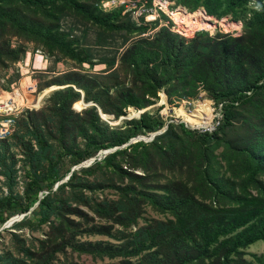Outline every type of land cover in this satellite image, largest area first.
<instances>
[{"label":"trees","instance_id":"trees-1","mask_svg":"<svg viewBox=\"0 0 264 264\" xmlns=\"http://www.w3.org/2000/svg\"><path fill=\"white\" fill-rule=\"evenodd\" d=\"M107 1L0 0V91L38 52L49 63L38 91L64 86L0 141V227L26 214L0 231V264H264L246 253L264 245V0H165L241 24L191 38L146 22L152 0L112 12ZM57 64L67 70L54 75ZM160 93L168 104L203 93L218 125L167 122L147 109ZM80 101L92 105L77 112ZM126 109L144 112L122 120Z\"/></svg>","mask_w":264,"mask_h":264},{"label":"rangeland","instance_id":"rangeland-1","mask_svg":"<svg viewBox=\"0 0 264 264\" xmlns=\"http://www.w3.org/2000/svg\"><path fill=\"white\" fill-rule=\"evenodd\" d=\"M140 0H109L102 5V8L105 11H116L117 9H119L121 6H124V10L129 11L131 8H133L132 6H134L135 2H138ZM173 6V2H168L165 0H152V6H151V10H148L147 12L149 14L146 15L145 17V21L146 22H151L154 21L155 19H158L159 23L165 27H169L171 28V31H173L174 33H178V35L183 36L185 38H191L193 37L194 33L198 32V31H208L210 33V35H214L216 32H220V33H228V34H232L234 36L239 35L240 31H241V24L240 23H235L232 22V20L230 19V17H225L222 18L221 20H217L213 17H210L209 19H206L208 17H206L205 12L203 11V9H199L200 12H202L201 14H198V23L204 24L206 23V20L208 21V24L210 25V28H194L189 26L188 24H179L177 23L174 18H173V12L175 10H172L171 7ZM144 5L139 8L137 10L136 13L133 14L134 18L137 20V18L140 16L141 13L144 12ZM181 8L182 10L186 11L185 8L183 7H178ZM187 12V11H186ZM188 13V12H187ZM195 13V12H194ZM191 14V13H189ZM162 15L165 17L163 18ZM169 23L171 25H169ZM236 24L239 25V27H233ZM31 51V48H30ZM35 54V53H34ZM37 55V54H36ZM36 55H30L29 53L25 56V59L23 62L18 63L16 65V68L19 70L20 74H21V78L18 81L17 85L12 86L11 88L13 89H18L21 88V80L23 77H28L29 82L31 83V85H33L34 83V79H36L35 76V72H44L46 70V68H48L49 63L44 60L45 63V67L42 69H35L33 67V63H34V58ZM40 55V54H38ZM29 59L30 57V62L28 61V64L26 65V67L24 66L25 64V60ZM41 57V55H40ZM104 65H96L93 69V71H101L104 69ZM83 68L87 69L88 66L85 65L83 66ZM25 69L26 70V74H22V70ZM65 70H67V68H65L62 64H57L56 68L54 69V71H56L54 73V75H58L63 73ZM9 73H11V70L9 71ZM51 75H53L52 73L48 74L46 79H50ZM53 77V76H52ZM41 80H44L41 78ZM37 81L39 82V78L37 79ZM42 82V81H41ZM0 83H3V81H0ZM53 87V86H52ZM56 88L54 89H50L51 87L44 89L42 91H38V89L36 87H33L35 90L34 92H32L31 96L33 97V99L35 98V101L40 99V103L39 106L34 110L37 111L39 110L44 103L45 98L54 90L57 89H61L64 86H55ZM22 90H25V88H22ZM26 98V97H24ZM32 106L36 107V104H33ZM211 107V108H210ZM74 109H76L77 112H82L86 107H82V109H79V107L73 106ZM159 110H156L158 109ZM215 108L213 106L212 101L207 100L203 93H201L199 95V98L195 101H180V102H176L173 104H168L166 101V98L164 97V94L160 93L159 94V99L158 101L148 107L147 109H152V111H154L155 113L158 114V116L162 117L163 119H165L167 122L170 120H179L180 122H183L184 124H186V126L189 127H193L195 126L194 124H189V120L191 122L193 121H199L201 123H204L205 125L203 127H206L210 124L209 120H210V116L212 115V110ZM156 110V111H155ZM126 116L122 117L121 119H131L134 117H138V111H134L133 109H126ZM121 119H119L118 121H113L112 117H108V119L106 121H108V123L110 125H118L119 122L121 121ZM0 184H1V180H0ZM17 191H19L21 193L22 189L20 186H18L16 188ZM146 216L148 218H156L158 219L159 216L156 215L155 213L148 211L146 213ZM20 221V219H19ZM18 222V221H15ZM11 223L10 225H6L4 228H2L3 226L0 227V231L1 230H7L10 231V227L15 223ZM46 229H44L45 231ZM24 236L27 237L30 233L28 230H23L22 231ZM3 237L5 239V246L7 245V243L9 242V233H5L2 232ZM41 232H36L33 233V236L35 238L40 239L41 238ZM92 239V238H91ZM94 239H101V240H108L107 237H95ZM0 246V250L2 248L5 247ZM247 255H251V254H256V255H260V254H264V245L262 244V242H257L256 244L252 245L249 249L246 250ZM247 259H250L249 256H246Z\"/></svg>","mask_w":264,"mask_h":264},{"label":"built area","instance_id":"built-area-1","mask_svg":"<svg viewBox=\"0 0 264 264\" xmlns=\"http://www.w3.org/2000/svg\"><path fill=\"white\" fill-rule=\"evenodd\" d=\"M37 54H39V52ZM33 87L37 88L35 83H33V85L30 84L29 88H25V90H22L21 88H11L9 92L0 91V141L7 140L11 136L16 125V119L22 112H24L26 109L35 110L39 106L40 99L35 101V98L33 99L31 96L32 92L35 90ZM14 92H17L20 97H23L21 103L17 102L16 98L10 96ZM29 97H32L31 102H28ZM33 104H36V107L32 106ZM211 110L212 120L208 126H193L191 129H198L201 132H213L221 118L219 111L220 106L218 109L213 108Z\"/></svg>","mask_w":264,"mask_h":264},{"label":"bare ground","instance_id":"bare-ground-1","mask_svg":"<svg viewBox=\"0 0 264 264\" xmlns=\"http://www.w3.org/2000/svg\"><path fill=\"white\" fill-rule=\"evenodd\" d=\"M202 12H200L199 10H197L195 13H191V14H189V13H187L186 11H184V10H182L181 8H177L174 12H173V18H174V20L177 22V23H179V24H182V23H184V24H188L189 26H191V27H194V28H197L198 26V28H210V25L208 24V21L206 20V23H204V24H199L198 23V14H201ZM202 15V14H201ZM206 17H208V18H206V19H209L210 17L209 16H207L206 15ZM210 20V19H209ZM233 27H239V25L238 24H236L235 26H232V28ZM28 64V57H27V59L25 60V64H24V66L26 67V65ZM33 67L37 70V69H42V68H44L45 67V63H44V60L42 59V57H40V55H36L35 56V58H34V63H33ZM22 74H26L27 72H26V70L25 69H23L22 70ZM30 82H29V79H28V77H23L22 78V80H21V89L22 88H29V86H30ZM11 97H13V98H16L17 100V102H22V99H23V97H20L19 95H18V93L17 92H14L13 94H11L10 95ZM31 100H32V97H29L28 98V102H31ZM211 120H212V115L210 116V120H209V122L211 123ZM189 124H194L195 126H204L205 124L204 123H201V122H199V121H193V122H191L190 120H189V123H188V125Z\"/></svg>","mask_w":264,"mask_h":264},{"label":"water","instance_id":"water-1","mask_svg":"<svg viewBox=\"0 0 264 264\" xmlns=\"http://www.w3.org/2000/svg\"><path fill=\"white\" fill-rule=\"evenodd\" d=\"M51 88H52V87H51ZM164 97H165V95H164ZM165 98H166V97H165ZM80 103H82V104L84 105L83 107H87V106L92 105L91 103H87V104H85L83 101H80ZM142 112H144V110L138 111V116H139ZM99 113H100L101 118H102L103 120H105L104 117L102 116V115H104V114H102L101 112H99ZM106 117H112V116H107V115H106ZM105 121H106V120H105ZM188 127H189V126H188ZM189 128H192V127H189ZM165 130H166V127H165L164 129H162L161 131H159V132H156V133H154V134H151L149 137H138V140H143V141H146V142H147V141H150V140L153 139V137H154L155 135H158V134L162 133V132L165 131ZM135 140H136V139H135ZM135 140L133 139V140H131V142H133V141H135ZM116 149H117V148H114V149H111V150L105 151V152L103 153V156L106 155V154H109V153H111V152H113V151H115ZM100 158H101V157H98V160H100ZM94 160H95V158L90 159V160H87L86 162L82 163L81 165L75 167L74 169H77V168H80V167H86V166H89ZM67 178H68V177H67ZM58 184H60V183H58ZM58 184H57V185H58ZM37 204H38V203H36L34 207H36ZM32 209H33V208H31L30 210L32 211ZM28 213H29V212H28ZM28 213H27V214H28ZM25 215H26V214L17 215V216H15V217L9 219V220L3 225L2 228H4L6 225H10L11 223H13V222H15V221H19V219L21 220Z\"/></svg>","mask_w":264,"mask_h":264},{"label":"crops","instance_id":"crops-1","mask_svg":"<svg viewBox=\"0 0 264 264\" xmlns=\"http://www.w3.org/2000/svg\"><path fill=\"white\" fill-rule=\"evenodd\" d=\"M28 61L30 62V57H29Z\"/></svg>","mask_w":264,"mask_h":264},{"label":"clouds","instance_id":"clouds-1","mask_svg":"<svg viewBox=\"0 0 264 264\" xmlns=\"http://www.w3.org/2000/svg\"><path fill=\"white\" fill-rule=\"evenodd\" d=\"M27 55V54H26Z\"/></svg>","mask_w":264,"mask_h":264}]
</instances>
